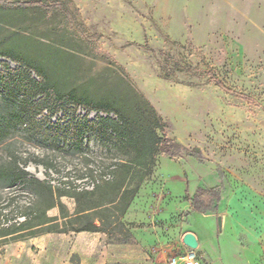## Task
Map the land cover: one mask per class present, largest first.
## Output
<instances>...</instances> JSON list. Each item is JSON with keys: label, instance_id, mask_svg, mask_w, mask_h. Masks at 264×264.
<instances>
[{"label": "rangeland", "instance_id": "rangeland-1", "mask_svg": "<svg viewBox=\"0 0 264 264\" xmlns=\"http://www.w3.org/2000/svg\"><path fill=\"white\" fill-rule=\"evenodd\" d=\"M34 1L59 2L69 15L24 4ZM4 52L40 67L62 101L85 98L91 106L117 97L142 125L147 102L165 135L186 151L177 159L156 158L124 215L122 205L88 212L96 225L103 221L106 232L98 233L111 244L107 251L101 244L94 250L93 232L74 231L83 226L76 200L58 194L96 191L88 206L114 197L113 187L124 177L116 165L129 157L127 151L89 137L83 148H74L9 128L0 143V171L15 173L17 181L0 179V224L37 225L46 215L60 218L59 229L70 231L37 227L33 235L0 240V264H161L186 251L199 259V249L183 242L192 230L207 236L192 226L196 187L221 192L217 211L209 215L216 223L221 216L232 235H254L251 263L264 264V0H0ZM207 73L232 92L210 82ZM11 106L0 92L5 121ZM72 110L63 106L51 121L86 115L83 108L75 116ZM97 116L107 115L93 111L89 119ZM59 201L62 211L48 209ZM63 213L71 219H61ZM223 234L217 230L218 239ZM239 238L245 248L247 236ZM23 249L22 256L15 254Z\"/></svg>", "mask_w": 264, "mask_h": 264}, {"label": "trees", "instance_id": "trees-1", "mask_svg": "<svg viewBox=\"0 0 264 264\" xmlns=\"http://www.w3.org/2000/svg\"><path fill=\"white\" fill-rule=\"evenodd\" d=\"M24 4L48 10H59L67 16L69 15V12L59 2L48 4L42 1H34ZM0 58L5 59L0 60V92L12 105L8 114L10 117L8 121L3 120L0 114V143L8 138L9 128L22 127L30 134L38 135L48 141L56 142L60 140L64 144H71L74 148H83V139L89 137L96 139L105 146L119 147L127 151L129 157L116 165L124 177L118 185L113 187L116 190L114 197L106 201H99L93 206H88L85 204L96 191L59 192V198L64 196L74 198L79 206L76 216L79 217V221L83 226L74 231L106 232L103 221L100 220V225H96L94 220L88 219V212L122 205V214L124 215L139 192L141 184L152 173V169L156 165V158L159 155H164L170 159H177L186 151L183 145L165 135L162 120L147 102L148 109L145 119L147 124L142 125L132 118L117 97L100 101L91 106L85 98L70 97L62 101L58 95L59 93L49 86L44 71L40 67H32L6 52L0 53ZM11 63H15L17 68L12 69ZM207 76L210 82L218 88L232 92L214 75L207 73ZM235 94L243 101L255 104L252 97ZM65 105L73 108L72 114L74 116L79 108H83L86 115L84 117H73L65 122L53 123L52 118ZM93 111L103 112L107 116H97L96 119L90 120L89 115ZM131 173L133 175L127 184L125 178ZM2 178L8 180L7 184H14L17 181L15 173L7 175L0 171V179ZM31 182L39 183L37 180ZM40 184L47 185L46 182H40ZM47 188L53 193L50 187ZM221 198V192L218 189L199 187L191 199L193 212L202 214L215 212ZM57 206L61 211L64 209V205L60 201L52 204L48 209ZM61 219L67 221L71 219V216L68 213H63ZM84 219L85 222H82ZM59 220L58 217H47L45 215L44 219L37 225L19 223L17 226H5L0 224V240L16 239L26 232H31L30 235H33L35 234L33 230L37 227L43 228L42 232L44 233L69 232L68 229H59L61 227Z\"/></svg>", "mask_w": 264, "mask_h": 264}, {"label": "crops", "instance_id": "crops-1", "mask_svg": "<svg viewBox=\"0 0 264 264\" xmlns=\"http://www.w3.org/2000/svg\"><path fill=\"white\" fill-rule=\"evenodd\" d=\"M199 187L194 189V193ZM222 200V198H221ZM221 203V202H220ZM219 203V204H220ZM193 212V209H192ZM195 217L192 220V226L194 228L204 229L207 231V236L202 239L201 236L192 230L191 233L195 235L197 241L199 243L198 249L200 252L201 264H252L251 263V256L252 250L257 239L252 235L249 231H236L234 232L235 235H232L231 231L227 232L226 224L221 216V227L219 226L218 220L217 223L215 222L212 215L202 214L198 212H193ZM218 217V219H219ZM198 223L199 226L196 224ZM236 230V226L234 227ZM241 229V228H240ZM217 230L220 232L223 231V235L218 239ZM226 230V232H225ZM90 236L92 248L94 250L97 249L98 244L103 245L101 249L107 251L109 247H111L108 242V235L105 233H91ZM142 234V233H141ZM240 234H245L247 236L248 244L244 248L240 241ZM137 236V235H136ZM150 240H152L150 238ZM213 245V253L210 249V246ZM186 251V250H185ZM24 249L17 254V256H22L24 254ZM187 252V251H186ZM185 252V253H186ZM26 253V252H25ZM103 254V252H101ZM162 264V263H161Z\"/></svg>", "mask_w": 264, "mask_h": 264}, {"label": "built area", "instance_id": "built-area-1", "mask_svg": "<svg viewBox=\"0 0 264 264\" xmlns=\"http://www.w3.org/2000/svg\"><path fill=\"white\" fill-rule=\"evenodd\" d=\"M162 264H201V261L194 251H189L183 255L174 256Z\"/></svg>", "mask_w": 264, "mask_h": 264}, {"label": "water", "instance_id": "water-1", "mask_svg": "<svg viewBox=\"0 0 264 264\" xmlns=\"http://www.w3.org/2000/svg\"><path fill=\"white\" fill-rule=\"evenodd\" d=\"M221 217H219L218 219V223H219V226L221 227ZM183 242L184 244L190 248L191 250H195L198 248L199 246V243L197 241V238L195 237L194 234L192 233H187L184 238H183Z\"/></svg>", "mask_w": 264, "mask_h": 264}]
</instances>
